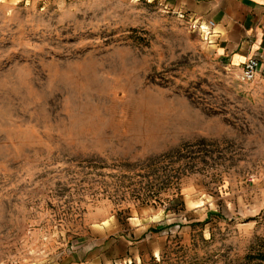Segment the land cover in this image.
Returning <instances> with one entry per match:
<instances>
[{
	"label": "rangeland",
	"instance_id": "374dc122",
	"mask_svg": "<svg viewBox=\"0 0 264 264\" xmlns=\"http://www.w3.org/2000/svg\"><path fill=\"white\" fill-rule=\"evenodd\" d=\"M198 27L0 0V264H262L264 81Z\"/></svg>",
	"mask_w": 264,
	"mask_h": 264
},
{
	"label": "crops",
	"instance_id": "0c3cea01",
	"mask_svg": "<svg viewBox=\"0 0 264 264\" xmlns=\"http://www.w3.org/2000/svg\"><path fill=\"white\" fill-rule=\"evenodd\" d=\"M154 1L198 25L213 22L211 48L240 75L246 61L258 59L255 80L264 81V0Z\"/></svg>",
	"mask_w": 264,
	"mask_h": 264
},
{
	"label": "built area",
	"instance_id": "2783aa9c",
	"mask_svg": "<svg viewBox=\"0 0 264 264\" xmlns=\"http://www.w3.org/2000/svg\"><path fill=\"white\" fill-rule=\"evenodd\" d=\"M201 34L205 35L206 40L212 34V28H214V23L209 22L208 24H196ZM260 69V62L258 59L252 58L245 62L242 68L241 80L243 82H252L255 80L258 71Z\"/></svg>",
	"mask_w": 264,
	"mask_h": 264
},
{
	"label": "trees",
	"instance_id": "16d2710c",
	"mask_svg": "<svg viewBox=\"0 0 264 264\" xmlns=\"http://www.w3.org/2000/svg\"><path fill=\"white\" fill-rule=\"evenodd\" d=\"M180 205L183 206L182 203H181ZM205 223H206V222H205ZM205 223H203V224H205ZM258 259L261 261L262 264H264V254H260V255H258Z\"/></svg>",
	"mask_w": 264,
	"mask_h": 264
}]
</instances>
